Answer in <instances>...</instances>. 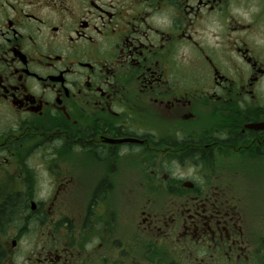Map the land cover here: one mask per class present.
Masks as SVG:
<instances>
[{"label": "flooded vegetation", "instance_id": "af4514ba", "mask_svg": "<svg viewBox=\"0 0 264 264\" xmlns=\"http://www.w3.org/2000/svg\"><path fill=\"white\" fill-rule=\"evenodd\" d=\"M244 1L0 0V206L28 207L0 233L6 263L9 231L56 206L66 242L22 264L149 263L157 246L184 264L187 243L199 264H264L231 193L264 172V0ZM32 155L49 185L35 199ZM121 182L140 203L124 217Z\"/></svg>", "mask_w": 264, "mask_h": 264}, {"label": "rangeland", "instance_id": "374dc122", "mask_svg": "<svg viewBox=\"0 0 264 264\" xmlns=\"http://www.w3.org/2000/svg\"><path fill=\"white\" fill-rule=\"evenodd\" d=\"M258 0H245L242 2L241 6L243 8H250L253 9L256 7ZM242 9H239L240 11ZM258 41L260 43H264V23L260 26L259 28V37ZM255 108V107H254ZM253 111V110H250ZM35 141H27L26 142V154H30L33 150L36 149L35 147ZM50 160L48 159V162ZM28 163V168L27 174L29 175V178L32 180L33 184H36L35 189H32L29 192V195L31 196L32 199H35L37 197H41L46 195L49 192V185L46 183L42 182V180L45 178V174L41 173V165L35 163V158L32 155L29 160H27ZM30 167V168H29ZM10 169V168H9ZM188 175L193 173L192 170H187ZM252 175V174H251ZM256 176H259L257 178V181H255V184L249 183L246 184L247 181V175L246 173L244 175L242 174H237L234 176V182L232 184L233 190L231 191L232 194H234L236 197H240L243 206H241L240 210L242 212V216L245 219V222L247 220V223L245 224V228H247V234L249 235V238L251 242L256 246V241L259 242L263 245V240H264V172H259L256 173ZM42 177V179H41ZM12 178L11 174L4 173L2 170H0V184L4 185L5 182L10 181ZM28 178V177H27ZM28 178V179H29ZM231 178V177H230ZM225 181H228L227 178H224ZM31 184V183H30ZM32 184V186H33ZM225 185H223L224 187ZM115 193L117 194L118 199L121 201V213L122 216H126L127 213H130L131 210H136L139 208L140 203H136L130 200V193L131 191L129 190V187H124L123 183L121 182V186L115 189ZM247 196H250L252 199L251 203L247 204ZM82 208L81 206H79ZM70 208V207H69ZM50 212H47V216L45 217L44 223L43 224H34L29 222V224L26 222L24 224L25 228L24 230L18 231L13 229L14 231L11 232L9 231V234L11 235L9 237L10 241L13 239V236L15 233L19 232L16 236L17 239V247L14 250V253L11 254V258L8 259V263L10 264H22L25 261V256L32 251H37L42 246L44 247H60L63 245L64 242H66V238H68V232L65 231V228L62 226L57 228L58 220L66 217L69 215L67 212V209L65 207H59L56 208L50 207L49 208ZM71 210V209H70ZM78 207H74V214H77ZM63 224V223H61ZM12 229V228H11ZM56 229L58 232H56ZM72 235V234H71ZM259 238V240H258ZM1 243H3V240H1ZM185 254L183 256V262L184 264H199V256L196 254V249L194 250V245L187 243L185 245ZM157 250L155 252H158L155 255H148L147 253H144L147 258H149V263L147 261H141L139 264H164V263H173L171 260V257L167 255L168 251H166V247L162 246H157ZM156 249V248H155ZM120 251V252H119ZM120 254L121 257H126L130 256L129 255V250L126 247V250L124 249V244L120 247H116L113 250V253L110 255H107L108 258H114L117 256V254ZM138 255L139 259V254L137 253H132V255ZM264 254V249L262 250L260 255ZM179 257V256H178ZM178 257H176L178 261ZM202 257L204 258V261L200 264H212L211 263V258L210 255L203 254ZM197 258V259H196ZM128 260V258H127ZM170 262H167L169 261ZM264 260V255L262 257V261ZM6 263V262H5ZM4 263V264H5ZM6 263V264H8ZM175 264H177L175 262ZM260 264V263H258Z\"/></svg>", "mask_w": 264, "mask_h": 264}, {"label": "trees", "instance_id": "16d2710c", "mask_svg": "<svg viewBox=\"0 0 264 264\" xmlns=\"http://www.w3.org/2000/svg\"><path fill=\"white\" fill-rule=\"evenodd\" d=\"M27 205L22 202L20 204H9L5 206H0V233L1 235H6V231L8 226L15 225L18 222L22 223L23 216L25 217V213H22L21 216L18 214L21 213L20 210H25ZM25 219V218H24ZM1 240V238H0ZM6 259V251L4 245L0 241V264H4Z\"/></svg>", "mask_w": 264, "mask_h": 264}, {"label": "water", "instance_id": "95a60500", "mask_svg": "<svg viewBox=\"0 0 264 264\" xmlns=\"http://www.w3.org/2000/svg\"><path fill=\"white\" fill-rule=\"evenodd\" d=\"M251 125H253V127H254V128H257V129H259V128H264V123L251 124Z\"/></svg>", "mask_w": 264, "mask_h": 264}]
</instances>
